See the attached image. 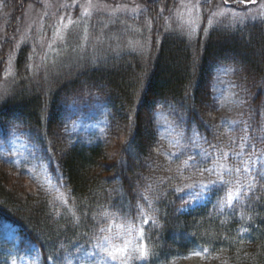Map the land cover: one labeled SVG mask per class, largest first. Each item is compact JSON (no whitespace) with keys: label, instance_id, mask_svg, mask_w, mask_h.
Returning a JSON list of instances; mask_svg holds the SVG:
<instances>
[{"label":"trees","instance_id":"obj_1","mask_svg":"<svg viewBox=\"0 0 264 264\" xmlns=\"http://www.w3.org/2000/svg\"><path fill=\"white\" fill-rule=\"evenodd\" d=\"M207 25L154 24L119 54L108 39L105 59L49 82L19 47L0 91V264H120L96 247L105 236L127 264H264V160L243 170L264 154V14Z\"/></svg>","mask_w":264,"mask_h":264},{"label":"rangeland","instance_id":"obj_2","mask_svg":"<svg viewBox=\"0 0 264 264\" xmlns=\"http://www.w3.org/2000/svg\"><path fill=\"white\" fill-rule=\"evenodd\" d=\"M8 1V11L3 9ZM159 0H0V91L6 95L11 89L15 73V58L25 42L32 46L30 67L49 82L69 69L79 68L106 58L112 50L119 54L125 47H141L153 36L145 31L153 25L167 24L170 31L186 36L198 33L204 23L207 27L220 22L239 24L264 14V0H173L171 7ZM158 6V7H157ZM157 7L162 15L153 16L148 9ZM161 18V21L156 20ZM171 26V28H170ZM146 28V30H145ZM154 36L157 32H154ZM158 36V35H157ZM132 38V41L130 40ZM115 39L122 45L110 50ZM104 44V45H102ZM148 46V44H147ZM93 55V56H92ZM92 56V57H91ZM96 56V57H95ZM93 57L95 59L93 60ZM90 60H89V59ZM89 61V62H88ZM115 142L110 148H115ZM128 150V149H127ZM11 184L19 181L17 189L33 191V184L8 169ZM119 201L125 204L119 190ZM209 196L198 195L184 209L205 205ZM97 214H94L96 217ZM16 229H8V238L16 240ZM135 238H131L134 242ZM183 264H204L197 259Z\"/></svg>","mask_w":264,"mask_h":264},{"label":"snow or ice","instance_id":"obj_3","mask_svg":"<svg viewBox=\"0 0 264 264\" xmlns=\"http://www.w3.org/2000/svg\"><path fill=\"white\" fill-rule=\"evenodd\" d=\"M240 2H243V0H240ZM231 123H235V122H231ZM249 147L253 148V150L255 149V145H249ZM239 155V154H237ZM253 155H255V151H253ZM250 159V163L244 165L243 170L246 172H250L251 169V165L255 164L257 162H259L260 160H264V154L256 156V160L252 161L251 157ZM231 171V170H230ZM236 172L241 171V168H236L235 169ZM262 179H264V176L261 177ZM221 180H223V177H220ZM213 183H216V181H213ZM225 184L231 183L229 181H225ZM236 195H238V193H236ZM234 198V194L229 191L227 194V200L231 201ZM101 232H104L105 229H100ZM103 241L106 242L105 243H98L96 245V247L98 249H100L105 255L106 257L110 258L112 261H120V264H127L129 257V252H128V245L127 243H125L122 247L118 246L116 244L113 243L112 238L105 236L103 237ZM148 256V252L146 247L144 246H139L137 249V258L141 259V260H146Z\"/></svg>","mask_w":264,"mask_h":264}]
</instances>
